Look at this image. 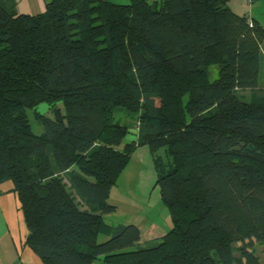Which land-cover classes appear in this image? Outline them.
<instances>
[{"label": "trees", "instance_id": "16d2710c", "mask_svg": "<svg viewBox=\"0 0 264 264\" xmlns=\"http://www.w3.org/2000/svg\"><path fill=\"white\" fill-rule=\"evenodd\" d=\"M262 63L264 30L226 0L0 10V183L13 185L25 244L42 264H233L240 243L235 264H261L250 248L264 247ZM117 112L139 124L122 150L131 126ZM144 146L171 228L137 249L138 227L106 218L110 189Z\"/></svg>", "mask_w": 264, "mask_h": 264}, {"label": "rangeland", "instance_id": "374dc122", "mask_svg": "<svg viewBox=\"0 0 264 264\" xmlns=\"http://www.w3.org/2000/svg\"><path fill=\"white\" fill-rule=\"evenodd\" d=\"M207 72L209 80L213 81L217 78L218 67L210 66L207 68ZM263 75L264 68L262 63L259 70V82H262ZM243 97L247 98L248 94ZM36 110L41 115L52 118L47 105L42 104ZM28 119L32 132L35 135H39L41 128L33 120L31 113H28ZM115 120L119 121L120 124L131 126L130 132L118 147V150H122L124 144L134 140V133H138L139 124L136 122V119H127L121 112L115 113ZM159 152L158 154H162V150ZM110 190L108 204L114 206L116 211L106 218L107 223L137 224L142 231L146 230L151 223L159 228H168L171 225L168 210L160 200L159 188L156 185V173L147 147L144 146L136 149L127 167L118 178L116 185ZM104 240L103 237H100L99 242H103ZM240 247V243L232 245L233 264L241 259ZM250 251L261 264H264V247L261 244L252 240Z\"/></svg>", "mask_w": 264, "mask_h": 264}, {"label": "crops", "instance_id": "0c3cea01", "mask_svg": "<svg viewBox=\"0 0 264 264\" xmlns=\"http://www.w3.org/2000/svg\"><path fill=\"white\" fill-rule=\"evenodd\" d=\"M125 4L127 0H101ZM48 0H0V10L11 16H36L45 11ZM228 8L238 16H245L251 23L264 30V0H226ZM111 192V190H110ZM110 197V193H109ZM119 223V222H118ZM123 224V223H121ZM138 227L141 239L137 249L154 247L171 228L151 225L144 231ZM28 235L13 185L0 183V264H42L40 259L25 244ZM92 264H104L100 260Z\"/></svg>", "mask_w": 264, "mask_h": 264}]
</instances>
